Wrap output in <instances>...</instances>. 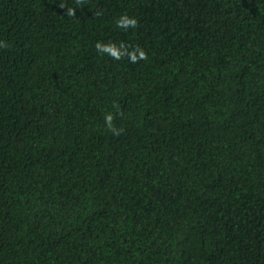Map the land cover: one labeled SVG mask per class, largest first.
I'll use <instances>...</instances> for the list:
<instances>
[{
	"label": "trees",
	"instance_id": "16d2710c",
	"mask_svg": "<svg viewBox=\"0 0 264 264\" xmlns=\"http://www.w3.org/2000/svg\"><path fill=\"white\" fill-rule=\"evenodd\" d=\"M0 41V264H264V0H0Z\"/></svg>",
	"mask_w": 264,
	"mask_h": 264
},
{
	"label": "clouds",
	"instance_id": "9594fccd",
	"mask_svg": "<svg viewBox=\"0 0 264 264\" xmlns=\"http://www.w3.org/2000/svg\"><path fill=\"white\" fill-rule=\"evenodd\" d=\"M66 10V15L68 16H74V12L76 9L67 7L64 8ZM117 27L123 28V29H128L131 27H135L136 25V20L129 18L127 16H122L117 22ZM8 47V44L0 41V48H6ZM95 48L98 52L102 54H109L111 55L114 59H120L121 55L127 54L129 57V60L133 63H135L138 59H143L145 57V53L143 50L137 48L135 52L132 53H127V52H121L120 49L117 48L116 45L113 44H105L102 42H97L95 44ZM120 48H123V45L120 46ZM104 122L106 127L113 132L115 135H119V131L113 126V116L111 113H108L104 116Z\"/></svg>",
	"mask_w": 264,
	"mask_h": 264
}]
</instances>
